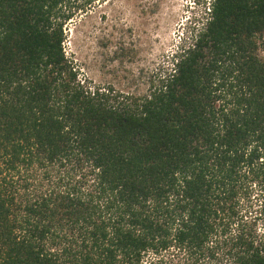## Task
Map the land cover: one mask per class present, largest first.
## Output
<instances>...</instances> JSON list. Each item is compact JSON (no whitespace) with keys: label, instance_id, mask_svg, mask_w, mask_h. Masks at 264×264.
Masks as SVG:
<instances>
[{"label":"trees","instance_id":"16d2710c","mask_svg":"<svg viewBox=\"0 0 264 264\" xmlns=\"http://www.w3.org/2000/svg\"><path fill=\"white\" fill-rule=\"evenodd\" d=\"M95 1L0 0V264H173L221 241L264 264V0H208L121 100L65 54ZM252 184L256 231L228 216Z\"/></svg>","mask_w":264,"mask_h":264},{"label":"rangeland","instance_id":"374dc122","mask_svg":"<svg viewBox=\"0 0 264 264\" xmlns=\"http://www.w3.org/2000/svg\"><path fill=\"white\" fill-rule=\"evenodd\" d=\"M206 6L208 0L95 1L66 23L65 54L83 85L104 91L112 100L138 96L168 68L187 27ZM258 53L264 58V35ZM249 188L254 190L250 199L238 196L236 214L229 210L228 216L242 217L256 231L260 227L258 219L254 221L257 187ZM231 226L229 237L236 231ZM214 246L197 259L172 249L171 260L173 264H228L229 246L222 241Z\"/></svg>","mask_w":264,"mask_h":264}]
</instances>
